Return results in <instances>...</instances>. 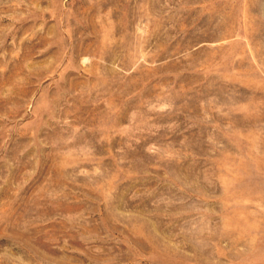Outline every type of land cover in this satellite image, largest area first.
<instances>
[{"label": "rangeland", "instance_id": "374dc122", "mask_svg": "<svg viewBox=\"0 0 264 264\" xmlns=\"http://www.w3.org/2000/svg\"><path fill=\"white\" fill-rule=\"evenodd\" d=\"M0 264H264V0H0Z\"/></svg>", "mask_w": 264, "mask_h": 264}]
</instances>
